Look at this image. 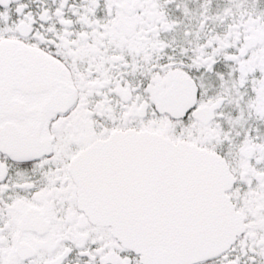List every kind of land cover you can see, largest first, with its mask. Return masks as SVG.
I'll list each match as a JSON object with an SVG mask.
<instances>
[{"label": "snow or ice", "instance_id": "6c2138e0", "mask_svg": "<svg viewBox=\"0 0 264 264\" xmlns=\"http://www.w3.org/2000/svg\"><path fill=\"white\" fill-rule=\"evenodd\" d=\"M0 264H264V0H0Z\"/></svg>", "mask_w": 264, "mask_h": 264}]
</instances>
